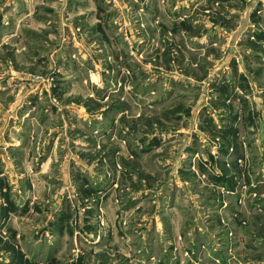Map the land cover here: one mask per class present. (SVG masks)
Returning <instances> with one entry per match:
<instances>
[{"label": "rangeland", "instance_id": "1", "mask_svg": "<svg viewBox=\"0 0 264 264\" xmlns=\"http://www.w3.org/2000/svg\"><path fill=\"white\" fill-rule=\"evenodd\" d=\"M0 264H264V0H0Z\"/></svg>", "mask_w": 264, "mask_h": 264}]
</instances>
